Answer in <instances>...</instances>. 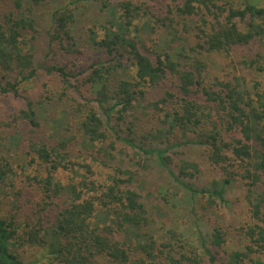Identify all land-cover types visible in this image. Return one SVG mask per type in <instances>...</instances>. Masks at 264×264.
I'll return each mask as SVG.
<instances>
[{
	"label": "trees",
	"instance_id": "16d2710c",
	"mask_svg": "<svg viewBox=\"0 0 264 264\" xmlns=\"http://www.w3.org/2000/svg\"><path fill=\"white\" fill-rule=\"evenodd\" d=\"M2 1L9 5L0 16V91L21 98L25 108L0 121V190L14 185L12 152L19 157L25 151L45 165L47 173L39 179L44 197H65L66 203L58 210L48 204L47 210L44 200L45 213L35 224L19 205L15 209L20 216L0 214V264H264V102L253 98L245 76L223 80L207 75V57L233 49L241 51L247 67L264 72V6L253 0L241 7L226 0H180L166 6L163 18L152 19L148 8L132 0ZM85 1L99 4L108 16L98 24L101 35L97 26L90 29V41L110 61L76 71L54 63L51 68L64 78V91L59 99L33 100L21 84L35 77L38 68H48L39 66L34 45L40 34V8L52 6L48 53L54 58L72 54L74 63V56L84 53L74 26ZM195 16L197 40L189 45L177 18L185 26V20ZM160 29L158 39L148 45L145 36ZM125 57L135 67L131 78L123 72ZM79 75L93 99L84 98L71 83V77ZM255 84L260 86L259 81ZM72 90L83 99L71 95ZM259 96L264 99V93ZM55 102L60 109L46 116ZM142 110L151 116L147 121ZM179 133L183 140L171 142ZM150 139L170 144L163 149L148 146ZM191 139L204 147L209 162L220 166L226 177L198 188L174 173L167 151L189 146ZM75 145L80 151L94 150L96 165L113 172L98 180L101 169L72 160ZM118 153L128 155L130 163L119 160ZM154 156L187 192L205 197V207L227 203L226 187L240 176L246 181L255 222L239 228L218 225L207 234L198 230L194 239L170 228L166 240L160 239L154 206L138 184L141 170L149 168ZM60 171L73 173L72 180L63 183ZM199 172L198 162L182 161L180 176L193 178ZM169 195L159 199L172 210L176 203ZM237 237L245 245L227 248ZM27 245L40 256L27 260Z\"/></svg>",
	"mask_w": 264,
	"mask_h": 264
},
{
	"label": "rangeland",
	"instance_id": "374dc122",
	"mask_svg": "<svg viewBox=\"0 0 264 264\" xmlns=\"http://www.w3.org/2000/svg\"><path fill=\"white\" fill-rule=\"evenodd\" d=\"M114 3H119L122 0H112ZM133 2L143 5L148 8V16L152 19L157 17L163 18L165 16L166 6H176L180 3V0H132ZM264 6V0H253ZM70 2V0H64V3ZM228 5L241 7L245 0H226ZM9 4L0 0V16H3L7 10ZM81 14L78 22L74 26V34L77 38L79 47L84 51L83 54H77L74 56L75 62H72L71 55H52L48 53L50 31L52 22L49 19L52 6H43L40 8L42 13L40 34L36 41H34L38 64H47L48 68H38L37 74L29 81H25L21 84V90L24 94L31 96L33 100H47V98H54L58 96V99L65 89L64 78L58 74L57 71L51 67L54 63L62 65L65 63L68 68L73 70H79L87 67L92 63L98 61H104L108 63L110 57L107 54L96 48L90 41V29L96 27L97 32L101 35L102 30L98 27V24L104 22L107 19V14L100 10L99 4L91 1H85L80 4ZM181 24L180 30L182 36L185 38L187 44H192L196 41V23L199 22V17L188 18L185 20L187 25L184 26L182 18H177ZM197 21V22H196ZM196 22V23H195ZM186 28V29H185ZM162 29L148 38L147 44H152V41H156L161 34ZM53 47V45H52ZM51 47V48H52ZM245 57L238 49H233L230 52H223L219 54H211L207 57L209 71L208 77L219 78L223 80L233 79L235 76H245L247 79L248 87L253 95V98H259L264 102L263 97H260L261 93H264V72H256L243 63ZM127 69L123 71L127 74L128 78L135 75V67L130 59L125 57L123 59ZM264 62V60H263ZM80 67V68H79ZM79 68V69H77ZM260 82V86H256V82ZM71 83L77 85L84 95V98L93 99L92 94L88 90V84L84 83L83 76L71 77ZM74 94V95H73ZM74 97L83 99L80 94L72 90ZM152 95V94H151ZM155 95V94H154ZM263 96V95H262ZM54 110L48 111L46 116L50 117L54 115L56 111L60 109V103H54ZM25 108V104L21 98L15 97L12 93H5L0 91V121L11 119L13 115L17 114L19 109ZM148 110H142V116L147 121L151 116L147 112ZM25 124V123H23ZM22 124V125H23ZM75 132V129H74ZM80 138V137H78ZM183 140L182 134H178L173 141ZM189 146H176L171 147L167 151V154L171 157L170 168L174 173L183 181H190L195 187L202 188L214 179H221L226 177L223 170L218 165H212L208 156L204 153V147L196 145L195 141ZM148 146H154L158 148H166L169 142L152 141L147 142ZM80 146L75 145L72 152V160L74 162H90L94 165V169H101L98 172L96 178L98 180L103 179L108 173L113 172L111 167L97 166V161L92 158L97 156L94 150L80 151ZM27 151V150H26ZM129 154H134V149H128ZM14 167L16 170V176L13 179L14 185L9 188H3L0 190V214H12L18 213L20 216L21 211L18 212L15 206H20L24 211L28 212L30 218L34 221V224L38 222L41 213H45L41 208L44 207V200H46V208L49 204L50 209L58 210L65 205V197L56 198L54 201L46 199L44 192L39 182V179L46 175L47 170L45 165L40 162L39 159L33 160L29 155L24 153L19 157L15 156L12 152ZM119 160L129 162L128 155L126 158H122V155L118 153ZM151 159V158H150ZM196 161L200 165V172L193 178L184 177L179 175L180 166L183 160ZM125 162V165H128ZM130 163V162H129ZM100 164V163H99ZM101 165V164H100ZM113 166V165H112ZM136 168L138 165H134ZM73 173L69 171H60L58 177L63 183L71 181ZM140 186L142 192L145 194L148 203L154 206L155 216L157 219L158 237L162 240H166L168 231L170 228L181 229L184 232H188L194 239L198 230H201L204 234H207L214 226H223L230 228H239L247 225H251L255 222L251 215L250 204L248 200V192L246 181L240 176L226 187V199L227 203L220 204L219 206H207L205 197L201 194L192 196L187 190L172 176L169 169L163 167L156 156H154L149 163V168L141 170L139 175ZM106 178V177H105ZM93 193V192H92ZM91 193V194H92ZM166 194L169 198V194H172L174 202L176 203L172 210L170 207H163L161 204L160 196ZM176 194V195H175ZM178 196V197H175ZM171 197V196H170ZM170 199V200H171ZM40 205V206H39ZM48 210V208H47ZM245 245V241L242 238H235L229 240L227 248H241ZM36 250L27 245L24 247L25 256L27 260H35L40 255L35 253ZM264 258V256H262Z\"/></svg>",
	"mask_w": 264,
	"mask_h": 264
}]
</instances>
